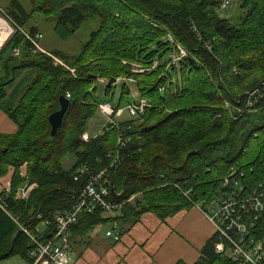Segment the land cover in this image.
<instances>
[{
  "label": "trees",
  "instance_id": "16d2710c",
  "mask_svg": "<svg viewBox=\"0 0 264 264\" xmlns=\"http://www.w3.org/2000/svg\"><path fill=\"white\" fill-rule=\"evenodd\" d=\"M27 1L29 8L21 0L0 7L13 29L0 41V109L17 125L14 134L0 135V175L13 166L17 148L18 161L32 162L35 186L26 198L14 197L13 181L12 192L0 193V261L28 258L32 242L21 226L34 230L68 209L86 178H73L83 164L90 173L105 171L107 198L121 206L113 214L98 206L82 213L72 227L77 234L108 222L118 223L122 233L148 211L164 220L195 205L206 209L233 170L250 189L264 178V0H240L246 15L238 24L218 18V0H61L55 7L53 0ZM89 19L94 29L72 55L60 48L34 51L27 38L43 34L48 24L67 40L85 31ZM178 44L187 55L172 62ZM51 55L75 73L54 64ZM118 77L117 107L139 97L149 102L142 123L121 124L130 138L122 147L116 128L83 142L97 105L114 102ZM100 78L106 82L98 86ZM67 91L69 107L51 135L48 116ZM67 152L76 159L64 168ZM252 221L250 232L264 245V212ZM229 247L215 231L191 264H237L225 253Z\"/></svg>",
  "mask_w": 264,
  "mask_h": 264
},
{
  "label": "built area",
  "instance_id": "2783aa9c",
  "mask_svg": "<svg viewBox=\"0 0 264 264\" xmlns=\"http://www.w3.org/2000/svg\"><path fill=\"white\" fill-rule=\"evenodd\" d=\"M12 32L13 29L10 30L9 36ZM41 37L42 34L40 33L27 36L33 45L32 49L34 51L43 52L39 43ZM176 46L178 51L172 55V62L186 56L185 50L182 47L180 49L178 45ZM13 53L17 55L18 49H13ZM51 57L54 64L65 66L71 73H75V68L69 67L64 60L54 55H51ZM156 63L155 60L151 68ZM139 71H142V69L139 68ZM122 80L118 77L115 79L114 84H118ZM98 81L100 83L106 82L105 79L101 78ZM64 97L69 99L70 93L67 91ZM98 106L107 120L102 126V131L110 132L113 128H116L118 131L117 144L121 147L124 146L130 141V138L124 133L125 128L119 126L116 120L111 118L113 114L120 115L122 109L109 100L101 101ZM146 106L145 100L139 97L136 101L131 102L129 112L132 116H135ZM127 128L129 129V126ZM89 133L84 132L82 139L88 141ZM119 162L120 158L117 156L112 162L113 166L116 167L115 164ZM236 172L237 170H233L225 178L223 182L224 190L218 199L211 202L209 207L203 209L199 205L195 206L202 209V212L212 222L215 230L229 243V256L233 261L237 264H264V245L250 232V228L254 225L252 220H256L264 212V178L254 188L250 189L242 184L238 177H234ZM104 173V170L90 173L86 165H81L73 178L75 181H79L82 176H86V178L79 189L75 202L68 209L57 212L52 219H42L40 226H36L34 230L21 226V229L32 242V247L27 253L30 264H69L68 251L72 239V227L78 217L84 212H92L97 206L109 214H113L114 209L120 208L121 204H113L107 198L109 190L103 183L105 180ZM5 191L8 192V190ZM214 204L218 205L216 209L213 208ZM38 218L41 219V216H38ZM15 220L17 221L16 218ZM106 234L112 236L114 240H118L121 236L118 229H110ZM216 250L223 252V245L218 244Z\"/></svg>",
  "mask_w": 264,
  "mask_h": 264
},
{
  "label": "crops",
  "instance_id": "0c3cea01",
  "mask_svg": "<svg viewBox=\"0 0 264 264\" xmlns=\"http://www.w3.org/2000/svg\"><path fill=\"white\" fill-rule=\"evenodd\" d=\"M7 25L0 23V30ZM9 31H5L0 41L7 38ZM16 130V123L0 109V135H12ZM12 181L13 170L1 173L0 193L11 191ZM17 188H13L16 199L22 198L25 192L29 194L30 189L25 190L24 187L21 192L19 187L18 192ZM108 223L112 225L110 229L119 228L118 223ZM100 226L81 234L72 230L69 264H174L178 260L191 264L199 258L201 248L216 231L212 222L197 206L179 210L164 220L150 211L142 213L139 220L129 225L118 240L106 234L110 229L102 234ZM5 263L30 264V261L15 255Z\"/></svg>",
  "mask_w": 264,
  "mask_h": 264
},
{
  "label": "rangeland",
  "instance_id": "374dc122",
  "mask_svg": "<svg viewBox=\"0 0 264 264\" xmlns=\"http://www.w3.org/2000/svg\"><path fill=\"white\" fill-rule=\"evenodd\" d=\"M6 1L7 0H0V7H2L4 4H6ZM21 1L25 5V7L29 8V4H28L27 0H21ZM239 1L240 0H218L219 5L216 8L218 18L221 20H225V22L230 23V24H238L240 22V19L244 18L246 15L245 11H242L241 8L239 7V3H240ZM99 3H101V2H99ZM60 4H61V0H53V2H51L49 5L55 7V6H59ZM49 11H53V8H50ZM0 18L2 19L1 25L5 24V22L8 24L5 27V29L0 30V37H1L5 34V31H7L8 29L11 30L12 28H11V25L9 24L8 20L6 18L2 17L1 13H0ZM90 20L91 19H89V21H88V25H87V23L85 24L88 26V28L85 29V31H79L73 37H70L67 40H62V39H59L58 37H56L54 35V32L51 29V26L47 24L42 29L43 30L42 31V33H43L42 39L39 42L41 49L43 50V52H46V51H50V50L55 49V48H60L66 54H69V55L75 54L77 52L79 44H82L86 40L87 35L89 34V31L94 26V24L91 23ZM9 34H10V31H9V33H7V35L9 36ZM8 36H7V38H8ZM169 39L172 40L171 38H169ZM5 40H3V41L5 42ZM2 44L0 45V47L3 46ZM178 47H180V49H181L182 46H180L178 44ZM44 50H46V51H44ZM185 53L187 55L186 50H185ZM124 62H126V61H124ZM126 64H127V62H126ZM63 67L66 68L65 66H63ZM132 71H139V67L133 66ZM99 83L100 82L98 81L97 85ZM120 90H121L120 82L118 84H115V86L113 85L112 91H113V95H114L113 96V100H114L113 103L114 104L116 103L115 101H117L119 99ZM109 97H111V93L107 95L106 99H108ZM132 97L138 98L137 92L134 91V93H132ZM143 99L145 100V103L147 104V106L145 107V109L143 108V110L141 112H138L137 115L132 116L130 114L129 107H130L131 103L125 102L123 104V106L120 107V109H122L121 114L120 115L113 114V116L111 118L116 120V122L118 123L119 126H122L121 125L122 123L129 121V120H137L136 121L137 123H142V117H143L146 109L148 108V106H150L149 102L145 98H143ZM105 120H106L105 115L103 114V112L99 108V106L97 105L96 111H94V115L92 116L88 125L86 126V128L82 132V134L86 131L88 133L90 132L89 133L90 134L89 140L88 141L83 140L82 134H81L82 141L83 142H89L90 140L98 139L102 135H104V131H102V126L105 123ZM19 154H20L19 150L17 148H14L12 151V157H11L13 162H11L10 159L7 160V162H9V163L11 162L10 164H13V166H8L6 171L14 169L13 170L14 186L18 187L16 189V190H18V192L20 190L19 187H21V192H22V188L25 187L24 189L27 190V189H30L33 185H35V181H34L35 180V178H34L35 171H34V168L32 166V162L30 160L25 159V157H23L21 161H18ZM75 159H76V156L73 153L67 152L62 157V160H61L62 166H64V168H69L74 163ZM26 197H27V193L25 192V194H23L22 198H26ZM217 207H218L217 204L213 205L214 209H216ZM111 226H112L111 223L102 224L99 227V230L102 234H104L107 229L111 228ZM225 253L229 257V250H227V251L225 250ZM10 259H11V257L4 259V260L0 261L1 262L0 264H8L5 262H7Z\"/></svg>",
  "mask_w": 264,
  "mask_h": 264
},
{
  "label": "water",
  "instance_id": "95a60500",
  "mask_svg": "<svg viewBox=\"0 0 264 264\" xmlns=\"http://www.w3.org/2000/svg\"><path fill=\"white\" fill-rule=\"evenodd\" d=\"M112 80H109L108 85H110ZM70 100L65 98L63 94H61L58 97V108L53 111L52 113L49 114L48 116V123L50 125V134L54 135L57 130L60 128L62 125L64 115L69 107ZM80 221V216L78 217L75 225L79 223Z\"/></svg>",
  "mask_w": 264,
  "mask_h": 264
},
{
  "label": "bare ground",
  "instance_id": "6f19581e",
  "mask_svg": "<svg viewBox=\"0 0 264 264\" xmlns=\"http://www.w3.org/2000/svg\"><path fill=\"white\" fill-rule=\"evenodd\" d=\"M2 22V19L0 18V23ZM6 23V22H5ZM7 24V23H6Z\"/></svg>",
  "mask_w": 264,
  "mask_h": 264
}]
</instances>
